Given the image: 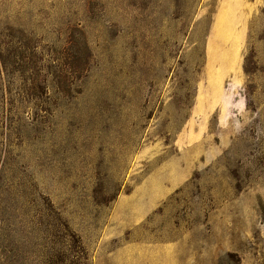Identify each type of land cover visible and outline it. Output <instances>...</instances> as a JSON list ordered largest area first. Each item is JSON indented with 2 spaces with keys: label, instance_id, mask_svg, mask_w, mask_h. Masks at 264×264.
<instances>
[{
  "label": "rangeland",
  "instance_id": "rangeland-1",
  "mask_svg": "<svg viewBox=\"0 0 264 264\" xmlns=\"http://www.w3.org/2000/svg\"><path fill=\"white\" fill-rule=\"evenodd\" d=\"M0 264H264V0H0Z\"/></svg>",
  "mask_w": 264,
  "mask_h": 264
}]
</instances>
